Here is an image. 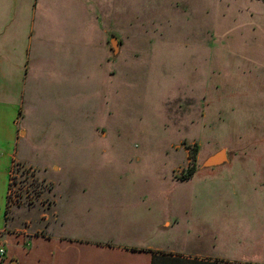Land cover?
I'll return each instance as SVG.
<instances>
[{"label":"rangeland","instance_id":"obj_1","mask_svg":"<svg viewBox=\"0 0 264 264\" xmlns=\"http://www.w3.org/2000/svg\"><path fill=\"white\" fill-rule=\"evenodd\" d=\"M38 1L46 6L44 14L52 7L62 18L74 17V0ZM82 1L95 35L88 105L82 114L74 107L68 127L38 121L50 136L43 146L50 149L65 128L71 129L74 152L66 157L71 164L66 177L104 182L109 186L96 187L106 196L121 187L119 196L131 200L160 197L154 220H171L164 243L172 252L161 255L205 254L217 245V254L228 257L219 260L223 264H264V2ZM34 3L0 0L1 59L4 52L26 53L34 39L30 34L71 31V24L56 30L33 26ZM94 59L102 69H94ZM6 70L0 69V130H10L21 107L37 116L49 109L51 118L42 97L50 92L46 83L38 84L37 110L19 107L3 95ZM14 90L19 92L18 83ZM222 150L228 163L207 166ZM31 157L45 166L53 159L62 162V155H42L39 148ZM17 164L36 173L38 187V181L46 186L44 192L34 186V194L23 193L7 212V221L16 218L19 230L34 235L50 220L45 214L53 199V171L46 175L37 166ZM27 177L21 176L23 183Z\"/></svg>","mask_w":264,"mask_h":264},{"label":"crops","instance_id":"obj_2","mask_svg":"<svg viewBox=\"0 0 264 264\" xmlns=\"http://www.w3.org/2000/svg\"><path fill=\"white\" fill-rule=\"evenodd\" d=\"M74 1L70 2L75 7L74 17L62 18L52 7L44 14L46 6L35 0L33 26H52L56 30L62 24H71V31L55 36L40 30L29 35L34 39L26 53L11 51L4 52L2 59L0 56V69H7L2 73L7 83L3 88L8 91H3L7 100L16 99L15 104L19 107L27 105L37 110L38 84L46 83L43 88L50 92L44 91L42 97L50 104L51 117L47 118L49 109H42L37 116L31 112L27 115L21 107L13 113L17 120H13L10 130H0V242L7 247L2 264H153L155 257L159 260L162 253H172L166 251L168 243H164V236H167L164 233L171 227V220L168 224L165 218L154 220V215L159 212L156 203L160 197L135 195V200H131L119 196L121 187L112 189L110 196H106L96 187L100 184L98 181L66 177L71 167L66 157L74 152V131L71 129L65 128L60 133V141L54 142L50 149L43 146L46 137L50 136L46 125H40V122L45 123L48 119L68 127L74 107L77 114H82L84 105H88L93 55L90 45L95 35L90 34L89 13L83 1ZM48 16L52 17L50 23ZM92 61L94 69H102L95 59ZM66 69H76V73ZM80 69L86 70L80 72ZM15 83H18V93L14 90ZM38 148L42 155H62V162L53 159L46 166L35 162L31 155ZM41 160L45 162V158ZM15 161L37 166L46 175L50 168L53 171L50 178L54 185L53 199L49 216L45 214L50 220L41 222L34 235L19 230L16 218L7 221V193ZM100 185L109 186L104 182ZM173 219H177V225L183 222L177 216ZM181 255L183 260L199 264H223L219 260L228 259L217 254V245L211 246L205 254ZM160 261L169 263L168 259H160L158 264Z\"/></svg>","mask_w":264,"mask_h":264},{"label":"built area","instance_id":"obj_3","mask_svg":"<svg viewBox=\"0 0 264 264\" xmlns=\"http://www.w3.org/2000/svg\"><path fill=\"white\" fill-rule=\"evenodd\" d=\"M21 168H22V170H21ZM23 174H27V176H28L27 181H25V183H23V181L21 179V176ZM36 176L37 175L34 171H31L30 169H26V168L23 169V167L20 164L13 166L12 171H11V175H10V184H9L8 193H7L8 194V196H7V200H8L7 209H8V211H9V209H12L11 207L15 206V204L17 203L18 200H22L23 193L25 194L31 190L34 191V186L37 187L36 188L37 190L41 189L42 192H44L43 189H46L45 188L46 186L44 183L38 181L40 184L38 187V183H37L38 179L36 180ZM42 192L40 193V195L43 194ZM32 194H34V193L32 192ZM30 200H32V199H30ZM18 203H19V201H18ZM6 253H7L6 244L3 242H0V264L3 263L4 257L6 256Z\"/></svg>","mask_w":264,"mask_h":264},{"label":"water","instance_id":"obj_4","mask_svg":"<svg viewBox=\"0 0 264 264\" xmlns=\"http://www.w3.org/2000/svg\"><path fill=\"white\" fill-rule=\"evenodd\" d=\"M113 47L115 50H118L117 40H113ZM228 163V156L225 150L218 152L216 155L212 156L208 161H206V165L209 167L221 166L223 164Z\"/></svg>","mask_w":264,"mask_h":264},{"label":"trees","instance_id":"obj_5","mask_svg":"<svg viewBox=\"0 0 264 264\" xmlns=\"http://www.w3.org/2000/svg\"><path fill=\"white\" fill-rule=\"evenodd\" d=\"M264 2V0H261ZM195 173V169L194 167L190 170V174L188 175L189 177L192 176L193 174ZM162 260V261H165V259H168L169 260V263L168 262H164L165 264H199L198 262H195V261H186V260H183L181 257H173V256H163L161 255L159 257V260ZM158 257L154 259L153 261V264H158ZM161 262V261H160ZM163 262H161L162 264ZM163 263V264H164Z\"/></svg>","mask_w":264,"mask_h":264}]
</instances>
